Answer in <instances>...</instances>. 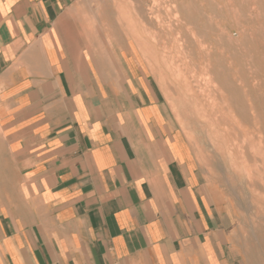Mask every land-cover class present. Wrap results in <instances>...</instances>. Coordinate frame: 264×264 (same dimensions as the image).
Wrapping results in <instances>:
<instances>
[{
    "label": "crops",
    "instance_id": "1",
    "mask_svg": "<svg viewBox=\"0 0 264 264\" xmlns=\"http://www.w3.org/2000/svg\"><path fill=\"white\" fill-rule=\"evenodd\" d=\"M101 1L0 0V264H244L164 88Z\"/></svg>",
    "mask_w": 264,
    "mask_h": 264
},
{
    "label": "rangeland",
    "instance_id": "2",
    "mask_svg": "<svg viewBox=\"0 0 264 264\" xmlns=\"http://www.w3.org/2000/svg\"><path fill=\"white\" fill-rule=\"evenodd\" d=\"M100 8L101 22L137 41L164 88L244 264H264V0H102Z\"/></svg>",
    "mask_w": 264,
    "mask_h": 264
},
{
    "label": "bare ground",
    "instance_id": "3",
    "mask_svg": "<svg viewBox=\"0 0 264 264\" xmlns=\"http://www.w3.org/2000/svg\"><path fill=\"white\" fill-rule=\"evenodd\" d=\"M186 1V0H185ZM133 5V4H132ZM153 5V4H152ZM181 5V4H180ZM185 6V5H184ZM177 7V6H176ZM173 8H174V6H173ZM177 9V8H176ZM182 9V8H181ZM187 9V8H186ZM185 9V10H186ZM190 11V10H189ZM180 13H181V11H180ZM188 13V12H187ZM179 17V16H178ZM200 24H201V22H200ZM200 29V28H199ZM145 30V29H144ZM209 139V138H208ZM261 167V166H260ZM240 173V172H239ZM242 182V181H241ZM247 192V191H246ZM235 194V193H234ZM251 213V212H250ZM254 233V232H253Z\"/></svg>",
    "mask_w": 264,
    "mask_h": 264
}]
</instances>
